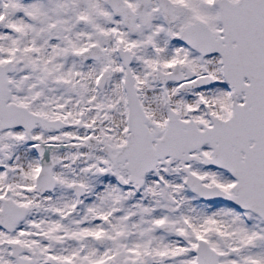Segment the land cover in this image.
<instances>
[{
    "label": "snow or ice",
    "instance_id": "obj_1",
    "mask_svg": "<svg viewBox=\"0 0 264 264\" xmlns=\"http://www.w3.org/2000/svg\"><path fill=\"white\" fill-rule=\"evenodd\" d=\"M0 264H264V0H0Z\"/></svg>",
    "mask_w": 264,
    "mask_h": 264
}]
</instances>
